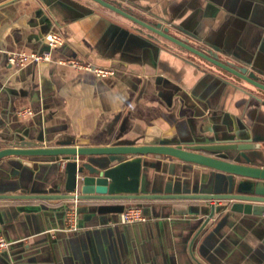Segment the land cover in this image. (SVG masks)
<instances>
[{"label": "crops", "instance_id": "0c3cea01", "mask_svg": "<svg viewBox=\"0 0 264 264\" xmlns=\"http://www.w3.org/2000/svg\"><path fill=\"white\" fill-rule=\"evenodd\" d=\"M120 1L264 78V0ZM50 30L65 38L50 60L16 66L0 51V148L198 140L235 154L231 145L251 142L257 149L243 152L257 150L253 161L264 160V90L94 0H0L1 48L41 52ZM69 56L114 71L97 76L57 61ZM143 156L154 162L143 169L149 189H208L218 174L168 155ZM59 161L0 157V192L57 191ZM73 202L0 197L8 240L0 264H264V212L232 211L220 199H154L143 201L147 220L123 224L120 206L137 201L80 199L78 228L65 230ZM211 202L220 207L196 235ZM175 204L198 210L177 213Z\"/></svg>", "mask_w": 264, "mask_h": 264}, {"label": "water", "instance_id": "95a60500", "mask_svg": "<svg viewBox=\"0 0 264 264\" xmlns=\"http://www.w3.org/2000/svg\"><path fill=\"white\" fill-rule=\"evenodd\" d=\"M94 1L158 33L237 78L264 90V78L242 64L222 58L216 52V47H205L194 43L172 32L168 27L162 26L160 20H155L120 0ZM254 145L255 143L251 142L231 145L229 148L233 147L236 151L235 154L224 153L222 150H225L226 147L221 144L200 143L198 140L188 143L160 140L157 143L139 144L6 146L0 148V157L7 154L60 156L59 163L63 167V183L62 187L58 186L55 192L19 194L0 192V197L71 200L115 198L140 201L154 199H205L213 201L220 199L227 200L229 209L232 211L259 214L264 212V204L252 203L253 201L264 203V160L262 162L253 161L254 156L261 157V153L257 150H252L253 156V153L243 152L244 148L257 149V146ZM103 154L108 156H99ZM132 154L133 156H130ZM145 154L168 155L185 163L209 167L218 171V174L209 179L211 186L208 189L195 186L190 191L188 188H170L168 184L164 190L154 187L145 188L146 186L142 183L145 179L143 169L154 164L152 160H147L143 156ZM111 161L115 162L110 164ZM140 204L146 212L145 207L148 205L143 204V202ZM120 207L119 212L123 210L124 206ZM219 207V205L215 206L214 202H211L210 205L201 209L206 215L200 219L201 224L196 235ZM79 210L80 206L77 204L76 212L78 213ZM197 210H192L190 206L188 208L182 204L174 205V211L177 213L196 212Z\"/></svg>", "mask_w": 264, "mask_h": 264}, {"label": "built area", "instance_id": "2783aa9c", "mask_svg": "<svg viewBox=\"0 0 264 264\" xmlns=\"http://www.w3.org/2000/svg\"><path fill=\"white\" fill-rule=\"evenodd\" d=\"M44 40L48 45V49L41 52L26 51V50H6L0 47V51L5 53L6 60L9 64L16 66H23L28 63H39L43 60L51 59V48L60 46L64 43L65 38L63 34L58 30H50L44 35ZM60 63L68 64L76 69H85L93 71L97 76H105L113 73V69L104 66H98L90 61H83L76 57L59 58L57 60ZM23 112H31L30 108L22 110ZM21 111V112H22ZM77 199L66 208L65 212V230H76L78 228L76 224L77 219ZM149 217L144 211L143 206L139 203H131L123 208L119 213V221L123 224H130L134 222H143ZM8 244V240L0 233V250L4 249Z\"/></svg>", "mask_w": 264, "mask_h": 264}, {"label": "trees", "instance_id": "16d2710c", "mask_svg": "<svg viewBox=\"0 0 264 264\" xmlns=\"http://www.w3.org/2000/svg\"><path fill=\"white\" fill-rule=\"evenodd\" d=\"M133 201H137V202H132V203L138 204V203H142L144 200H142V201H140V200H133Z\"/></svg>", "mask_w": 264, "mask_h": 264}, {"label": "rangeland", "instance_id": "374dc122", "mask_svg": "<svg viewBox=\"0 0 264 264\" xmlns=\"http://www.w3.org/2000/svg\"><path fill=\"white\" fill-rule=\"evenodd\" d=\"M263 145V144H262Z\"/></svg>", "mask_w": 264, "mask_h": 264}]
</instances>
